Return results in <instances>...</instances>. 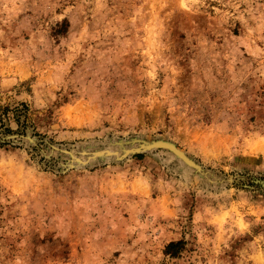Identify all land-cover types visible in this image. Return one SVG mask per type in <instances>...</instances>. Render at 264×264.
<instances>
[{
  "label": "rangeland",
  "instance_id": "obj_1",
  "mask_svg": "<svg viewBox=\"0 0 264 264\" xmlns=\"http://www.w3.org/2000/svg\"><path fill=\"white\" fill-rule=\"evenodd\" d=\"M249 5L264 12L0 0V264H264V31L237 18L254 26ZM151 140L200 170L165 147L119 155Z\"/></svg>",
  "mask_w": 264,
  "mask_h": 264
},
{
  "label": "clouds",
  "instance_id": "obj_2",
  "mask_svg": "<svg viewBox=\"0 0 264 264\" xmlns=\"http://www.w3.org/2000/svg\"><path fill=\"white\" fill-rule=\"evenodd\" d=\"M233 7L236 8V9H238L239 8V4H234ZM262 7H264V6H262ZM5 8H8V10L11 11V12H13V13L19 12L21 10L20 8L16 7L15 5H13L11 8H9L8 5H5ZM65 11H69V10L66 9ZM244 11L248 12L249 13V18L255 22L254 26H249L248 23H247V20H245V17H244V15L242 13L237 17L238 19L241 20L242 23L245 24V26L247 28V32L249 34H251L253 32L264 31V12H260L258 15H252V12L254 11V9H252L251 5H249V7L246 8ZM228 15H231V13H228ZM258 38L259 39H264V36H260ZM40 42L43 43V37H41V41ZM29 43H31V41ZM239 43H244V41L243 40H240ZM45 47H47L46 44H45ZM32 50L35 51V47L34 46H33V49ZM37 55H40V53L37 52ZM72 58H73V56L72 55H69L67 57V60L63 64L54 65V67H58L59 68V73H66L67 72V69H68V66H69ZM15 62L16 61H13V63H15ZM59 73L54 77V80L56 82H61V75ZM53 86L54 87L55 86H58V83H54ZM79 103L80 102L77 101L76 103L66 105L64 107V109H63L64 115L65 116H68L69 114H72L70 118L78 119L79 118V115L74 110L77 108V105ZM137 211H138V209H137ZM227 215H228V213L227 212H224L223 215H221L220 217H218V220L220 222H223L224 216H227ZM137 223H139V222H137ZM113 227H115V225H113ZM240 227L241 228H244L245 225L244 224H240Z\"/></svg>",
  "mask_w": 264,
  "mask_h": 264
},
{
  "label": "water",
  "instance_id": "obj_3",
  "mask_svg": "<svg viewBox=\"0 0 264 264\" xmlns=\"http://www.w3.org/2000/svg\"><path fill=\"white\" fill-rule=\"evenodd\" d=\"M154 147L168 148L177 157H179L181 160H183L186 164H188L189 166H191L197 170H200L199 166L194 161H192L190 158H188L181 150L177 149L172 144L161 141V140L138 141L137 145H133V146L128 147V148H122L121 151L119 152L120 153L119 155L132 154L135 152H143L146 150H150ZM92 154H93V156H99L102 154H118V153L116 151L99 150V151H94ZM185 160H187V161H185Z\"/></svg>",
  "mask_w": 264,
  "mask_h": 264
},
{
  "label": "trees",
  "instance_id": "obj_4",
  "mask_svg": "<svg viewBox=\"0 0 264 264\" xmlns=\"http://www.w3.org/2000/svg\"><path fill=\"white\" fill-rule=\"evenodd\" d=\"M136 156H141V154H137ZM175 243H170V244H168V246H167V248H169V246H172V245H174Z\"/></svg>",
  "mask_w": 264,
  "mask_h": 264
},
{
  "label": "bare ground",
  "instance_id": "obj_5",
  "mask_svg": "<svg viewBox=\"0 0 264 264\" xmlns=\"http://www.w3.org/2000/svg\"><path fill=\"white\" fill-rule=\"evenodd\" d=\"M185 161H187V160H185ZM189 162V161H188ZM190 163V162H189Z\"/></svg>",
  "mask_w": 264,
  "mask_h": 264
}]
</instances>
